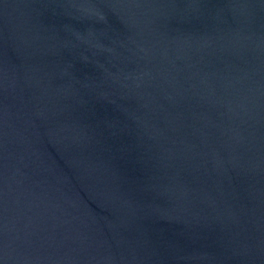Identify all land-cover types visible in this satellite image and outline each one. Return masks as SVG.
Wrapping results in <instances>:
<instances>
[{
  "label": "water",
  "instance_id": "water-1",
  "mask_svg": "<svg viewBox=\"0 0 264 264\" xmlns=\"http://www.w3.org/2000/svg\"><path fill=\"white\" fill-rule=\"evenodd\" d=\"M0 264H264V0H0Z\"/></svg>",
  "mask_w": 264,
  "mask_h": 264
}]
</instances>
